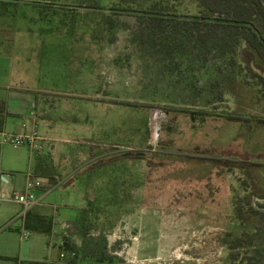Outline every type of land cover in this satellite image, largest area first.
<instances>
[{
  "label": "rangeland",
  "instance_id": "1",
  "mask_svg": "<svg viewBox=\"0 0 264 264\" xmlns=\"http://www.w3.org/2000/svg\"><path fill=\"white\" fill-rule=\"evenodd\" d=\"M9 1L0 55L12 62V82L44 89L39 110L50 123L39 129L41 152L0 143V173L24 192L36 157L52 156L56 173H46L55 180L42 181L51 192L39 207L56 226L41 237L47 257L63 261L69 236L83 250L79 264H100L87 252L114 258L102 264H264V199L255 195L264 193V125L245 122L264 118V83L243 62L244 44L235 63L211 57L203 66L139 45L134 17H115L122 25L110 28L108 13L73 8L158 3L194 16L202 11L195 0ZM186 49L195 57L191 41ZM157 107L167 114L157 152L129 150L146 146ZM189 112L211 115L193 120ZM19 211L4 204L0 221ZM13 227L0 236L17 252L38 238L26 230L23 242L21 221Z\"/></svg>",
  "mask_w": 264,
  "mask_h": 264
},
{
  "label": "trees",
  "instance_id": "2",
  "mask_svg": "<svg viewBox=\"0 0 264 264\" xmlns=\"http://www.w3.org/2000/svg\"><path fill=\"white\" fill-rule=\"evenodd\" d=\"M9 0H0V16L3 15V7ZM202 9L199 15L178 14L174 9H170L163 4H154L148 8L135 9L131 5L106 8L97 3H89L85 6L78 5L73 7L75 10L98 11L108 13V23L110 28L121 27V23H114L115 17L130 16L136 20V27L133 34L134 39L139 45L151 46L156 48L157 53L176 55L181 54L184 61L194 58L197 63L203 66L208 64L211 57L223 59L230 57V62L235 63L232 58L236 48L244 44L241 57L244 59L247 69L254 75L260 77L261 74L254 70L264 73V68L259 66L256 56L264 58V0H195ZM17 1H9V3ZM33 5L41 4L34 1ZM46 5L52 6L53 3ZM54 7V6H53ZM72 8V6H71ZM114 19V20H113ZM187 41L194 45L195 57H191L187 52ZM159 49V50H158ZM186 59V60H185ZM263 68V69H262ZM161 76V75H160ZM165 76H162V79ZM264 85V84H263ZM191 118L195 120L198 115L201 119L211 115L203 112H189ZM4 104L0 102V132L3 129ZM252 126L264 125V118L257 117L253 120L245 121ZM94 148H92L93 152ZM52 170L56 173V165L49 155H38L34 167V175L37 178H48L54 181L53 176L46 171ZM58 170V168H57ZM58 184V182L56 183ZM255 195L259 199H264V193L257 190ZM87 211V210H85ZM85 220V218H83ZM92 224L86 226L88 231ZM24 228L27 231L38 234L51 235L54 229L53 219L29 211L24 218ZM64 246L61 248L66 253L64 260L53 264H79L83 252L69 236L64 237ZM241 240L233 241V249L241 246ZM84 257L95 260V263H113L114 258L103 252H87ZM94 262V261H91ZM25 264H48L46 262H29Z\"/></svg>",
  "mask_w": 264,
  "mask_h": 264
},
{
  "label": "crops",
  "instance_id": "3",
  "mask_svg": "<svg viewBox=\"0 0 264 264\" xmlns=\"http://www.w3.org/2000/svg\"><path fill=\"white\" fill-rule=\"evenodd\" d=\"M12 69L13 65L10 58L0 55V89L6 91V95L3 96L4 98H0V102L4 104L3 129L0 134L16 135L36 132L39 135V129L42 124L50 123V117L47 111L45 109H42V111L39 110L40 99H42V95L46 93L44 89L25 87L23 85H18V83L14 81L12 82ZM93 153L97 154L96 150H93ZM31 175L30 177L33 179H39L35 177L34 173ZM40 180L45 183V179L42 178ZM37 207L39 208L41 206ZM37 207L33 209L34 213L47 216L40 208L35 211ZM2 222L4 221H0V223ZM53 222L55 223L54 219ZM5 223L6 222L3 224ZM55 227L56 226H54V228ZM53 233L51 235H55ZM31 234H36L38 238L35 240L31 239V243L26 248H21L18 252L9 243V237L0 236V264H25L29 262H46L52 264L59 262V258L56 260L50 259V257L48 258V255L45 254L44 248L47 249V246H43L41 238L45 234L32 232ZM27 240L22 241L26 242ZM59 257H61V254Z\"/></svg>",
  "mask_w": 264,
  "mask_h": 264
},
{
  "label": "built area",
  "instance_id": "4",
  "mask_svg": "<svg viewBox=\"0 0 264 264\" xmlns=\"http://www.w3.org/2000/svg\"><path fill=\"white\" fill-rule=\"evenodd\" d=\"M149 130L150 136L145 147L131 151H137L142 153H156L160 147L162 125L167 119V114L162 108H152L149 113ZM44 139L40 137L36 132H30L26 134H8L1 135V144H10L14 148L20 146H28L34 151H43ZM45 185L40 179H33L28 177L26 188L24 192H19L12 189L9 186V179L3 173H0V210L4 204H15L20 206V211L4 225L0 226V232L4 230H13V220H20L22 228L24 229V218L26 214L35 207L40 206L44 198L51 192L50 190L44 189ZM61 227L65 230L69 228L68 224H62ZM22 240H27L29 234L24 229L21 233ZM64 243L61 242L60 247L62 248ZM61 258H64V254H61Z\"/></svg>",
  "mask_w": 264,
  "mask_h": 264
}]
</instances>
